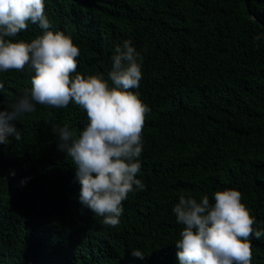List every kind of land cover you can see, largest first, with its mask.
<instances>
[{
	"label": "trees",
	"instance_id": "obj_1",
	"mask_svg": "<svg viewBox=\"0 0 264 264\" xmlns=\"http://www.w3.org/2000/svg\"><path fill=\"white\" fill-rule=\"evenodd\" d=\"M45 14L80 48V74L108 79L125 41L142 57L132 91L151 109L137 174L145 190L129 194L118 226L105 225L80 202L76 165L52 132L67 125L79 137L86 112L37 104L13 122L21 139L0 144V264H181L180 195L214 203L228 189L264 232V0H45ZM43 32L29 23L11 39ZM32 75L0 73V111ZM252 244V264H264V235Z\"/></svg>",
	"mask_w": 264,
	"mask_h": 264
},
{
	"label": "clouds",
	"instance_id": "obj_2",
	"mask_svg": "<svg viewBox=\"0 0 264 264\" xmlns=\"http://www.w3.org/2000/svg\"><path fill=\"white\" fill-rule=\"evenodd\" d=\"M29 23L39 25L43 34L31 42L11 39L27 31ZM49 29L45 0H0V73L25 69L34 73L31 88L10 109L0 111V144L21 139L13 122L35 112L37 104L80 106L89 123L79 137L67 125L53 126L52 132L58 136V149L76 165L80 202L104 217L105 225L118 226L123 202L130 193L145 190L137 174L151 109L132 91L143 78L142 57L125 41L114 48L108 79L85 76L77 72L80 48L70 36ZM213 199L211 203L208 195L199 201L180 195L173 208L184 226L176 242L178 259L181 264H252V238L260 239L264 232L256 229V218L242 202V193L216 191ZM131 254L144 257L139 250Z\"/></svg>",
	"mask_w": 264,
	"mask_h": 264
},
{
	"label": "water",
	"instance_id": "obj_3",
	"mask_svg": "<svg viewBox=\"0 0 264 264\" xmlns=\"http://www.w3.org/2000/svg\"><path fill=\"white\" fill-rule=\"evenodd\" d=\"M248 1V0H247ZM250 14V17L253 19V20H255V21H257V22H259L260 24H262L263 25V23L262 22H260L251 12L249 13Z\"/></svg>",
	"mask_w": 264,
	"mask_h": 264
}]
</instances>
